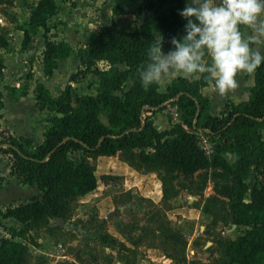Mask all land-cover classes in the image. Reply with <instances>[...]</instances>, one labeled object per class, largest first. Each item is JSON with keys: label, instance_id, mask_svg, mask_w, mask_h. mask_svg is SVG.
<instances>
[{"label": "trees", "instance_id": "1", "mask_svg": "<svg viewBox=\"0 0 264 264\" xmlns=\"http://www.w3.org/2000/svg\"><path fill=\"white\" fill-rule=\"evenodd\" d=\"M190 2V0H189ZM186 0H113V15L131 14L140 23L125 29L116 21L99 25L89 32L87 43L77 48L80 67L69 76L56 96L37 81L34 104L38 110L53 112L43 131L41 142L34 144L24 136L11 135L0 139V152L12 158L9 173L22 185H36L40 193L28 201L0 209V217H13L22 223L47 226L49 219H67L72 215L71 198L94 191L98 181L113 179L109 174L98 176L95 164L84 158L75 162L71 152L79 151L88 157L115 155L119 151L139 149L140 162L147 169L160 171L162 196L170 199L178 195L174 185L178 172H198L203 186L209 178L227 180L207 196L203 211L212 215L211 224L218 221L245 226L235 239H219L227 264H264V64L254 71V84L248 87L247 100L227 101L218 115L209 111V100L201 93L207 83L203 74L199 80L175 77L165 92L159 84L144 87L139 69L147 62V48L153 35H163V48H173L172 38L184 32L186 18L179 14ZM27 23L20 26L22 46L40 28L46 29L49 19L58 11L56 0H37L30 7ZM44 37L42 71L50 77L61 60L72 52L65 40L53 41ZM105 63L98 68L97 62ZM0 58V78L3 77ZM88 73L96 75L95 93H78L72 82ZM14 95L15 88L7 87ZM26 89L21 95L26 94ZM172 101L180 122L169 129L154 127L147 112L156 113ZM4 107L0 91V120ZM105 116L107 122L100 118ZM206 135L212 153L202 148L198 133ZM234 154L229 162L226 154ZM207 168H214L207 172ZM253 174L255 181L247 180ZM258 177H261L258 179ZM203 186L201 188H203ZM249 194L250 199L245 200ZM222 194L224 199L219 198ZM229 214H218L211 207ZM160 235L183 250L186 241L169 226L158 225ZM30 226L19 230L11 227L9 237H0V264H30V253L24 237Z\"/></svg>", "mask_w": 264, "mask_h": 264}, {"label": "rangeland", "instance_id": "2", "mask_svg": "<svg viewBox=\"0 0 264 264\" xmlns=\"http://www.w3.org/2000/svg\"><path fill=\"white\" fill-rule=\"evenodd\" d=\"M36 1L0 0V58L4 66L0 91H6L7 86L15 88L14 98L9 93L4 98L7 119L2 120V127L8 128V122L21 134H31L34 139L47 126L44 125L46 118L54 115L47 110L38 113L34 109L36 82L41 80L51 95L56 96L69 83V74L80 67L76 51L87 43L90 31L112 20L125 29H133L140 23L131 14H111L108 4L113 0H56L58 11L49 19L47 28H40L35 35L37 39L32 36L28 46L23 47V33L19 28L28 22L29 7ZM42 34L53 41L65 39L73 48L72 58L61 63L50 77H46L42 70L40 72L44 49V45H40L44 44ZM97 67L104 68L105 63L99 61ZM96 81V75L88 73L85 78L72 82V85L78 93L93 92ZM25 89L26 97L21 100V92ZM162 112L168 119L174 120L172 114ZM145 115L151 118V115ZM100 118L107 122L104 116ZM155 121L159 125L162 119L156 116ZM115 155L102 158L99 155H81L79 151L70 153L76 163L84 158L90 164L99 165L96 168L99 177L109 174L113 179L105 181L100 178L94 191L71 198L72 219L66 220L74 224L75 231L68 229L70 225L66 229L58 227L47 247L57 255L60 251L58 244H61L69 258L62 257L56 262L50 260V264H227L218 240L235 239L246 227L232 223L230 219L225 224L218 221L213 226L212 215L203 211L206 197L214 194L215 187H221L227 180L209 178L203 186L198 177V172L202 170L190 174L178 172L174 181L178 195L164 199L161 182L157 185L160 171L147 169L140 162L138 148ZM122 161L133 169L132 174L124 171ZM213 170L206 169L209 173ZM252 179L253 174L247 180L249 185ZM23 194L22 189L13 183L0 192V207L7 199L16 200ZM219 198L224 199L222 194ZM84 202L88 203L86 210H82L83 217H76L79 211L75 208ZM211 208L220 215L229 214L228 211L219 210L218 204ZM159 223L182 235L186 241L183 250L179 244H172L160 235ZM27 226L31 227L34 235L40 236L39 228L42 226L23 223L24 228ZM75 226L81 227V230H76ZM10 230L9 225L0 222V237L9 235ZM23 240H28L27 235Z\"/></svg>", "mask_w": 264, "mask_h": 264}, {"label": "clouds", "instance_id": "3", "mask_svg": "<svg viewBox=\"0 0 264 264\" xmlns=\"http://www.w3.org/2000/svg\"><path fill=\"white\" fill-rule=\"evenodd\" d=\"M179 14L186 23L173 48L164 52L163 35H153L139 69L144 87L167 76L206 74L207 87L225 94L236 88L238 74L264 64V0H186Z\"/></svg>", "mask_w": 264, "mask_h": 264}, {"label": "crops", "instance_id": "4", "mask_svg": "<svg viewBox=\"0 0 264 264\" xmlns=\"http://www.w3.org/2000/svg\"><path fill=\"white\" fill-rule=\"evenodd\" d=\"M100 1H102V0H100ZM111 4H112V2L110 1L108 4L109 5L108 8H110V11H111ZM241 27H242L243 31H245V32L248 31V29L246 27H244V26H241ZM33 39H37V37L34 35ZM36 41H39V40H36ZM40 45L43 46L44 44L41 43ZM162 50L164 52H167L169 49L163 48ZM77 56L78 55H77V51H76V58H77ZM71 58H72V54H70L69 57H67L66 59L61 60L59 62V66L55 70H57L60 67L61 63H65V61H68V59H71ZM79 61H78V63H80ZM41 68H42V66H41ZM41 70L42 69H40V72H41ZM72 73H74V72H71L69 75H71ZM202 75L203 74H200L198 78H194L193 76L180 75V74H177L175 76H167L161 82L158 83L159 84V90L162 92H165L167 90V87L171 83V81L177 76H184V77H187L189 79L199 80ZM204 75H206V74H204ZM237 80H238V84H237L236 88L230 90L229 92H227L225 94L219 93L215 88H208L207 83L201 87V90H200L201 93L209 100V103H210L209 111L212 115H218L220 113V111L222 110L224 104L227 101L238 103L240 101L248 99V97H249L248 87L252 86L254 84V72L253 73H240L237 76ZM39 81H41V80H39ZM94 86H96V83H94ZM7 87H6V91L5 90L2 91L3 102L5 101L4 98L6 96V93H9L7 90ZM95 92L96 91L94 89L93 92L89 91V92H85V93L94 94ZM58 94H56V95H58ZM11 96H12V98H14V95H11ZM29 96H33V95H29ZM20 97L22 98L21 100H23V98H25L26 95H23V96L20 95ZM172 106L176 107V105L174 103H172ZM34 107H35V104H34ZM34 109H36L37 112L38 111H41V113L44 112V110H38L36 107ZM163 111L166 112L165 109ZM1 112H2V118L0 120V124H1V126H0V139H6L11 135H14V136L21 135V136L30 138L34 144L42 141L43 131H44L45 126L43 127V129H41L37 138L34 139L31 134H30V136H26V135L21 134L14 127H12L8 122H7L8 128H3L2 127V125H3L2 120H4V118L7 119L6 113H5V102H4V107L1 110ZM146 114L151 115V120L153 122L154 127H156L159 130L169 129L174 125V123L180 122L178 112H177V115H173V119H174L173 121L168 119L167 115L164 114L162 111H159V112H156L153 114L150 112H147ZM162 115L165 116V118L162 117ZM101 116H104V115H101ZM156 116L157 117L160 116L162 119V121L159 125H157V123L155 121ZM47 119L48 118H46L44 125L49 124ZM261 132H262V136L264 139V129H262ZM201 135L206 136V135H203L202 133L199 132L198 136H201ZM119 152H121V151H119ZM81 155H82V153H81ZM99 156L102 158L116 157V155H99ZM226 157H227V160L229 162H232L234 160V154L227 153ZM11 159L12 158L9 154H4V153L0 152V192H3L5 189L10 187V185H12L14 183L15 185H17V187L22 189L24 194L22 196H19L16 200H13L11 198V199H7L6 202L2 201V202H4L2 208L0 207V209H2V210L9 205H15V204L20 203V202L28 201V200H30V198L37 196L40 193V190L36 185H33V186L22 185L16 176L9 173V167H10V163L12 161ZM122 162L125 165L123 168L124 171L130 172L132 174L133 169L129 165H127V163H125L124 161H122ZM95 166H96V168H99V165L96 164ZM198 171H200V170H198ZM251 181L252 182L249 186H251L254 183V181H255L254 176H253V179ZM157 183H158L157 185H160L159 179H158ZM249 199H250V196L247 193L245 195V200L248 201ZM87 203L88 202H84V204H80L75 208V210L79 211L75 215L76 217H83L82 216L83 215L82 210H86L85 207H86ZM74 218L75 217L73 216V219ZM70 219H72V217ZM69 221L70 220H66V219H62V218L49 219L47 226H45V227L42 226L39 228V229H41V232L39 233L40 236L34 235L33 230L31 228H29L27 230L26 235L28 237V240H24V242L26 243L28 251L30 253V264H50L49 262H51V261L56 262V260L58 261L60 258H62L60 255H58V254L55 255L53 252H50L47 247H48L49 243L51 242L50 240H52L53 232H56L58 227L61 226L63 228L65 227V229H66V227L68 225H70L71 228H68V229H70V230L72 229V231H75L74 230L75 228H73L74 224L70 223ZM0 222L9 225V227H14V228H16V230L23 228V223L14 219L13 217H7V218H1L0 217ZM75 227H76V230H79V231L81 230V227H79V226L78 227L75 226ZM9 236H10V234L9 235L6 234V236H4V237L7 238ZM31 237H32L33 241H31ZM71 243H73V242H71ZM65 257L69 258V256H65ZM121 264H123V263H121ZM187 264H189V263H187Z\"/></svg>", "mask_w": 264, "mask_h": 264}, {"label": "built area", "instance_id": "5", "mask_svg": "<svg viewBox=\"0 0 264 264\" xmlns=\"http://www.w3.org/2000/svg\"><path fill=\"white\" fill-rule=\"evenodd\" d=\"M172 101H169L167 104H166V107H165V110L166 112L172 114V115H177V110H176V107L175 106H172ZM200 137L199 138V141H200V144L202 146V148L205 150V152L207 154H211L212 153V148H211V143L208 141V138L206 136H198ZM58 248H59V252L58 255H60L61 257H65L66 255L64 254V251H65V248L61 246V244H58Z\"/></svg>", "mask_w": 264, "mask_h": 264}]
</instances>
